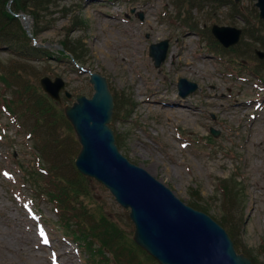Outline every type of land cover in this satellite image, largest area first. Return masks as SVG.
<instances>
[{
  "label": "rangeland",
  "instance_id": "obj_1",
  "mask_svg": "<svg viewBox=\"0 0 264 264\" xmlns=\"http://www.w3.org/2000/svg\"><path fill=\"white\" fill-rule=\"evenodd\" d=\"M53 1L54 9L38 12V16L29 9L17 14L15 4L11 5V12L19 19L30 16L34 40L23 26L14 31L38 47L61 45L66 39L76 42L84 56L79 64L104 76L116 97L111 128L121 154L147 170L185 204L201 206V211L217 223L233 229L235 246L249 250L256 264H264V73L260 77L254 72L260 65L255 50L263 52L264 48L253 46L249 37L258 31L264 34V22L254 2L242 0L231 12L212 0ZM140 14H144L143 20H139ZM74 21L81 24L74 27ZM214 24L244 30L242 42L231 52H220L215 46L220 44L211 33ZM111 34L116 37L113 43L108 41ZM125 39L139 44L138 60L131 54L123 55L124 47L130 46ZM163 40L169 41V55L156 68L149 48ZM114 44L118 47L111 54ZM46 50L51 56L58 52ZM71 60L58 55L28 64L33 69V83L39 85L44 76L65 80L73 98L63 95V107L72 106L78 94L89 98L94 94L90 75ZM13 61V55L0 48V71ZM182 78L199 86L185 99L178 90ZM2 88L0 83V97L6 93ZM154 99L160 100L159 108L165 109L169 103V108L182 104L198 111L188 121L169 118L162 108L149 110L145 106L149 104L144 101ZM9 115L0 107V264H100L101 259L109 260L105 264H157L135 247V226L129 210L90 178L84 185L95 204L125 235L122 242L134 254L124 246L120 251L123 259L118 261L107 249L101 255L85 251L64 233L55 202L23 177L22 166L37 168L38 155L28 131ZM61 130L65 129L61 126ZM212 130L219 132L218 137ZM61 137L73 153L66 161L67 176L76 178L74 159L80 149L73 140V129L67 128ZM223 179L236 187L239 201L234 204L233 199L226 202L220 190Z\"/></svg>",
  "mask_w": 264,
  "mask_h": 264
},
{
  "label": "water",
  "instance_id": "obj_2",
  "mask_svg": "<svg viewBox=\"0 0 264 264\" xmlns=\"http://www.w3.org/2000/svg\"><path fill=\"white\" fill-rule=\"evenodd\" d=\"M254 1L264 20V0ZM23 24L29 32L28 22ZM212 31L225 47L239 43L242 35L241 30L232 27L214 26ZM47 46L64 49L61 45ZM168 49V41L150 47L156 67L165 62ZM91 83L95 89L91 99L79 95L73 106L66 107V116L82 145L76 167L83 175L104 184L119 204L131 209L135 242L160 264H252L249 258L237 254L226 230L210 216L185 205L167 186L121 155L108 126L114 99L107 79L94 73ZM41 86L58 101L66 87L63 79L53 81L49 77L42 78ZM179 89L185 98L198 86L181 79ZM66 96L71 98L68 91Z\"/></svg>",
  "mask_w": 264,
  "mask_h": 264
},
{
  "label": "trees",
  "instance_id": "obj_3",
  "mask_svg": "<svg viewBox=\"0 0 264 264\" xmlns=\"http://www.w3.org/2000/svg\"><path fill=\"white\" fill-rule=\"evenodd\" d=\"M10 1L0 0V48L4 47L11 51L14 58L11 65L3 67L0 71V82L3 84V89L6 90L4 91L6 93L1 95L0 107L13 114L18 123L19 121L22 122L21 126L24 129L27 128L38 151L39 164L47 173V175H43L34 167L28 168L24 172L25 178L27 182L31 180L35 187L49 195L50 199L55 202L60 210L61 223L67 233L76 240L85 243L88 248L95 247L97 243L100 244V252L103 248L107 249L120 261L122 258L120 251L126 246L122 242V240H126L125 235L119 230L110 215L95 204L93 196L91 197L84 185L87 179L80 174L76 178L75 176L72 178L67 176L66 161H69L73 153L68 151L61 135L67 128L70 131L72 127L65 117L64 108L46 95L37 81L33 83L34 81L30 77L33 69L28 64L38 59H45L51 53L33 47L28 37L22 36L20 38L19 34L14 31L17 27L21 29L22 23L20 19L8 13ZM212 1L220 7H227L231 12L238 9L237 5L225 0ZM193 2L194 4H201ZM13 4L16 7L13 11L17 13L29 9L38 16V12L49 13L51 7L54 9L56 1L14 0ZM76 23L79 22L74 21L72 25L75 26ZM249 37L251 41L264 48L262 31H258L257 35L253 34ZM62 44L77 60L83 59L84 56H81L83 53H80L83 51L76 47V42H70L69 39H66ZM80 57L82 58L80 59ZM61 126L65 129L64 131L61 130ZM73 140L78 145L76 139ZM77 154L78 152H76ZM47 176L49 179L46 181ZM223 189L227 202L233 199V204L236 203L235 201L238 200L237 190L236 187L232 186V182L225 181ZM86 199H90V204L85 203ZM193 207L203 209L197 204H193ZM228 230L230 235L234 237V230L230 228ZM237 249L251 257L256 264V260L249 254V250L247 251L240 246Z\"/></svg>",
  "mask_w": 264,
  "mask_h": 264
},
{
  "label": "bare ground",
  "instance_id": "obj_4",
  "mask_svg": "<svg viewBox=\"0 0 264 264\" xmlns=\"http://www.w3.org/2000/svg\"><path fill=\"white\" fill-rule=\"evenodd\" d=\"M30 24V22H29ZM115 35L111 34L110 37L108 38V41L112 42L113 43V40L115 39ZM126 40V43L128 42L130 44H128L129 47H124L123 49V55L124 56H127L128 54H131V56L133 57V59L135 60H138L139 56H140V49H139V44L133 40H128V39H125ZM117 44V41L116 43ZM113 45V51H111L110 53L111 54H114L117 50V47L118 45ZM131 48V49H130ZM100 52L101 54L104 53V50L101 48L100 49ZM173 55V53H172ZM190 63L187 65V67H190ZM156 93H158V95H162L163 93L161 91H156ZM146 103H148L149 105H145L146 107H148L149 110H157V109H161L165 112V114H167V116L170 118H180L183 120H186L188 121L190 118H192L194 116V114L197 113V109H191V107L189 105H182L180 104V106L178 107H175V108H169L170 104L167 103V107L164 109L163 107L159 108L161 105H160V100L159 99H154L153 101H144ZM175 104V103H174ZM169 108V109H168ZM189 108V109H188ZM168 121V120H167Z\"/></svg>",
  "mask_w": 264,
  "mask_h": 264
}]
</instances>
